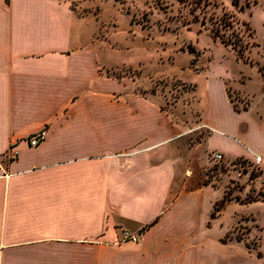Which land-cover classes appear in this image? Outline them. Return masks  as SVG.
<instances>
[{"label": "crops", "instance_id": "0c3cea01", "mask_svg": "<svg viewBox=\"0 0 264 264\" xmlns=\"http://www.w3.org/2000/svg\"><path fill=\"white\" fill-rule=\"evenodd\" d=\"M87 20L68 1L0 0V264H264L263 249L228 238L235 226L209 239L225 207L215 210L224 194L205 183L217 152L258 165L264 192L255 95L235 90L248 100L240 109L224 81H208L197 121L164 108L110 73Z\"/></svg>", "mask_w": 264, "mask_h": 264}, {"label": "rangeland", "instance_id": "374dc122", "mask_svg": "<svg viewBox=\"0 0 264 264\" xmlns=\"http://www.w3.org/2000/svg\"><path fill=\"white\" fill-rule=\"evenodd\" d=\"M62 1L88 18L83 24L85 32H97L102 57L113 66L110 73L136 79L137 94L158 93L164 108L177 106L176 112L189 111L190 115L194 111L197 121L207 82L221 80L233 90L236 107L245 108L248 100L239 102L235 90L255 95L251 98L253 117L264 108V0H210L197 8L178 0ZM227 21L232 26H224ZM219 28L231 45L215 37ZM210 167L207 177L220 186L214 190L219 198L226 194L231 201H244L264 195L256 186L259 176L255 175L260 173L255 163L212 160ZM258 223L264 226V206L251 210L229 203L212 221L209 239L223 238L235 226L228 238H242L262 254ZM244 243L238 244L242 255L248 251Z\"/></svg>", "mask_w": 264, "mask_h": 264}, {"label": "trees", "instance_id": "16d2710c", "mask_svg": "<svg viewBox=\"0 0 264 264\" xmlns=\"http://www.w3.org/2000/svg\"><path fill=\"white\" fill-rule=\"evenodd\" d=\"M180 3H192V4H194L195 6H196V8L197 7H199L203 2H204V5H206V4H208L209 2H210V0H178ZM228 17H230V16H228ZM230 18H233V17H230ZM223 20H225L226 21V19H223ZM223 20H222V22H223ZM233 20V19H232ZM224 21V22H225ZM227 22H229V23H226V24H223L224 26H230L231 24H232V21H227ZM232 26V25H231ZM214 35H215V37H218V38H220L221 39V41L224 43V44H226V45H231V43L229 42V41H227L225 38H223L221 35H220V28L214 33ZM218 161H221V160H218ZM259 173L261 174V170L259 169ZM252 174H254V173H252ZM260 174H258V175H255L256 177L257 176H259ZM205 183L206 184H209V183H211V181L209 180V179H206L205 180ZM214 185V184H213ZM215 186V185H214ZM257 200H264V195H262L261 196V198H251V199H245L244 201L242 200V199H239V198H237V201L238 202H241V203H244V204H246V203H251V202H253V201H257ZM231 201V198L230 197H227V195L226 194H224V196H223V198L220 200V201H218L217 203H216V206H215V210L216 211H218V212H220L229 202ZM215 214V213H214ZM230 238V237H229ZM236 240H238V241H243V239L242 238H238V237H236L235 238ZM245 245H246V247L248 248V249H253V250H256V248L254 247V246H252L251 244H249V243H245ZM258 255L259 256H261L262 254L260 253V252H258Z\"/></svg>", "mask_w": 264, "mask_h": 264}, {"label": "built area", "instance_id": "2783aa9c", "mask_svg": "<svg viewBox=\"0 0 264 264\" xmlns=\"http://www.w3.org/2000/svg\"><path fill=\"white\" fill-rule=\"evenodd\" d=\"M46 135H47V132L45 130L40 131L37 135L32 137L30 143L33 146H35L40 141L45 139ZM14 157H16V153H13V152L8 153V158L9 159H13ZM222 158H223V155L221 153H217V152L214 153V159L221 160ZM261 160H262V155L256 154L255 162L259 163V162H261ZM0 169H2V161H1V159H0ZM122 234H123V239H125V240H131V241H134V242H137V241L140 240V234L139 233H133L131 231L124 230Z\"/></svg>", "mask_w": 264, "mask_h": 264}]
</instances>
